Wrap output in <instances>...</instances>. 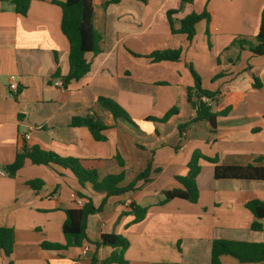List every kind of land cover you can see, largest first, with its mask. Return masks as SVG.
I'll use <instances>...</instances> for the list:
<instances>
[{"label":"crops","instance_id":"crops-1","mask_svg":"<svg viewBox=\"0 0 264 264\" xmlns=\"http://www.w3.org/2000/svg\"><path fill=\"white\" fill-rule=\"evenodd\" d=\"M65 1L33 0L23 16L10 0H0V171L5 174L0 175V228L13 229L15 236L12 255H0V264H92L93 258L102 264L114 251L96 248L103 234L128 240L129 264H211L216 239L264 243V220L246 208L253 200L264 202V181L218 180L215 166L202 161L198 202L159 204L163 192L182 188L176 178L187 175L195 151L218 158L221 166L264 167V56L250 51L264 0H93L100 52L87 53L89 73L64 87L70 70V45L61 30ZM169 12H174L171 20ZM203 12L210 21L197 24L192 41L173 32L185 17ZM159 50H181V58L149 59ZM191 68L203 89L219 93L212 111H230L217 118L215 129L199 121L180 135L179 126L196 114L187 100L194 85ZM13 81L16 92L10 89ZM99 98L115 101L134 125L115 119ZM174 108L178 112L162 121ZM89 115L108 127L104 141H96L87 127L71 125L73 118ZM24 144L61 158L102 160L99 178L123 173L122 187L152 163V181L108 198L103 211L89 217L82 247L45 250V242L65 245L67 210L89 200L98 207L106 195L81 186L68 169L30 160L15 177L8 176L6 166ZM36 180L43 185L33 189L28 182ZM131 204L147 208L139 223ZM255 222L262 230H252ZM221 261L240 264L230 256Z\"/></svg>","mask_w":264,"mask_h":264},{"label":"trees","instance_id":"trees-1","mask_svg":"<svg viewBox=\"0 0 264 264\" xmlns=\"http://www.w3.org/2000/svg\"><path fill=\"white\" fill-rule=\"evenodd\" d=\"M14 5L15 11L20 15H26L29 6L33 0H10ZM119 0H110L108 3H114ZM190 2L191 0H182ZM62 22L61 30L69 41V74L63 79V86L66 87L73 81H79L84 78L90 71V63L86 60L87 53L97 54L99 50V42L101 37L93 26V0H66L61 4ZM174 12H169V19ZM210 21V14L203 12L202 14H191L181 21L178 31L173 32L187 36L188 41H192L196 35V26L199 22ZM250 51L254 56H264V11L261 15L260 27L256 36V45L250 47ZM181 58V50H159L149 55V59L153 62L170 61L177 62ZM194 85L187 90V100L192 109L196 112L195 117L187 124L179 126V133L182 135L185 128L199 121H207L213 129L216 128V120L220 116L229 114L230 109L221 112H213L211 103L215 101L218 92H211L203 89L202 81L199 75L191 68ZM254 88L260 89L261 83L258 78H254ZM206 99V100H204ZM99 104L106 111L110 112L115 119H122L130 124L134 123L130 120L128 114L113 100L99 98ZM177 108L167 113L162 121H167L172 115L177 113ZM149 120L157 121L154 118ZM73 127H87L96 141H104L103 131L108 127L92 116L75 117L72 120ZM30 160L34 165H45L48 167L59 166L70 170L77 178L79 184L91 185L92 189L106 197L103 203L96 207L91 200L81 208L67 210L66 220L64 222L62 232L65 237V245L45 242L41 247L45 250L65 251L70 248L82 247L88 240L87 224L90 216L103 211L106 201L110 197H117L124 194L135 192L139 189L138 183L147 184L152 181L153 167L152 163L148 164L146 169L136 176V178L127 186L122 187L124 176L108 175L103 179L99 178V169L103 166V161L99 159H73L61 158L53 152L40 149L38 146L28 147L24 144L16 154L15 160L6 166L8 176L15 177L23 168L25 162ZM118 162L123 165L122 159L117 156ZM209 162L215 166V178L218 180L236 179V180H257L264 181V167H255L249 165L247 167H227L219 165L218 158H209L200 151H195L187 165L188 172L186 176L177 177V181L182 188H173L163 192V199L160 205H165L174 199H183L191 203H197L199 200V190L196 179L201 171V162ZM156 169L154 172H159ZM33 189L42 187L43 182L36 180L28 182ZM133 215L134 222H141L147 213V208H143L136 204L129 206ZM246 208L255 216L257 220H264V202L253 200L246 205ZM252 230H262V225L255 222ZM14 230L11 228H0V255L10 258L13 253L15 243ZM96 248L111 247L114 249L111 256L102 264H129L125 259V253L129 248V242L126 238L117 234H103L100 240L95 243ZM230 256L236 259L240 264H264V243H252L241 241H230L225 239H216L212 243L211 264H222L221 258ZM97 262L93 258L92 264Z\"/></svg>","mask_w":264,"mask_h":264},{"label":"built area","instance_id":"built-area-1","mask_svg":"<svg viewBox=\"0 0 264 264\" xmlns=\"http://www.w3.org/2000/svg\"><path fill=\"white\" fill-rule=\"evenodd\" d=\"M17 88H18V84H17V82H15V81H13L12 83H11V85H10V89L12 90V91H17ZM0 175H2V176H4L5 174L3 173V172H1L0 171ZM88 248H84V250H83V254L85 255L87 252H88Z\"/></svg>","mask_w":264,"mask_h":264}]
</instances>
